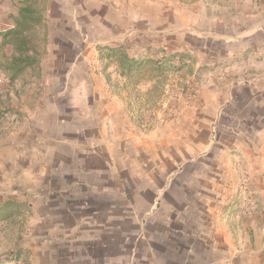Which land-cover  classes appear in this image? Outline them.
Listing matches in <instances>:
<instances>
[{"label":"crops","instance_id":"obj_1","mask_svg":"<svg viewBox=\"0 0 264 264\" xmlns=\"http://www.w3.org/2000/svg\"><path fill=\"white\" fill-rule=\"evenodd\" d=\"M213 1L216 10L203 12V17L214 16L216 27L200 32L205 35V44L201 49L203 64L196 66V71L201 69L199 94L190 107L182 109L176 120L166 124L169 131L164 136L171 148L168 158L157 148L151 159L155 164L174 161L182 164L183 169L174 166L161 171L158 165V169L155 167V171L147 175L152 179L151 186L137 187L130 192L126 183L121 185L122 179L119 187L105 183L106 175L112 179L110 171H104L107 164L128 157L129 147L143 150L144 140L140 142L143 135L141 137L130 130L140 132L137 127L144 129L148 126L142 120L144 115L155 113L153 106L149 109L147 105L145 114L141 108L134 127L130 126L127 115L131 105L125 94L127 84L124 77H119L118 94L111 90L101 94L103 108L97 106L94 94H88L87 103L81 106L80 100L76 102L75 94L69 96L63 90L41 88V81L38 82L39 89L34 91L28 90L26 85L29 82L22 78L3 86L11 89L16 81L24 83L20 91L9 89L0 96V155H6L9 162L25 164L16 171L20 177L23 174L24 177L32 176L27 174V164L43 161L47 166L41 175L47 178L45 173L53 169L52 166L49 168V163L58 158L61 160L57 170L64 177L71 176V173L86 176L81 178L84 179L83 186L64 187L58 190V194L64 211L75 219L74 226L89 227L88 241L96 245L98 251L91 253L92 246H88L85 257L89 264H135L137 248L132 246L128 255V242H145L147 236L138 238V234H128L129 211L136 212L137 218L141 214L140 220L144 221L151 216L150 212L159 214L165 209L169 212L167 219L156 216L163 224L147 237L148 243L152 246L158 243L161 248L153 247L154 264H264V0H209ZM1 14L0 34L14 25L10 15L2 18ZM143 18L140 15L134 23L137 28L141 24L142 34L151 35L149 45L154 47L153 38L158 37V26L143 27ZM151 21H154L153 17ZM12 55L13 47L3 43L0 37V69L7 78L9 73L5 65ZM186 58L190 59V54ZM221 72H226L225 78L219 76ZM65 99L71 100L70 119L63 116ZM3 111L10 116L8 131L3 128L6 124L2 120ZM81 118L98 128L104 123L109 132L103 136V146L96 145L91 138L93 135L84 133L83 127L79 126ZM69 124L72 129H67ZM49 125L57 128L60 141H55L53 135L48 136ZM111 128L116 130L115 137H112ZM36 129L47 132L33 138L31 133ZM176 132H183L182 139L175 137ZM6 133L7 140H4ZM97 147L106 149L99 151ZM49 155L57 159L49 160ZM197 162L199 171L192 170ZM72 163L77 164L75 169H72ZM180 175L184 180L182 189L175 186ZM160 178L165 181L164 186L158 183ZM188 180H199V188L189 189L186 186ZM99 182L107 186H100ZM43 193H49L47 187ZM182 193L184 201L181 204L179 195ZM166 194L169 197L163 202ZM193 194L199 197L197 203L186 199ZM9 197L0 200V205L16 201L19 213L20 210L37 212L31 202ZM144 223L146 227L147 223ZM162 231H168L171 236ZM112 244H115L114 253Z\"/></svg>","mask_w":264,"mask_h":264},{"label":"rangeland","instance_id":"obj_2","mask_svg":"<svg viewBox=\"0 0 264 264\" xmlns=\"http://www.w3.org/2000/svg\"><path fill=\"white\" fill-rule=\"evenodd\" d=\"M17 3L18 0H0L2 18L15 15ZM187 3L176 0H46L44 3L47 11L40 32L46 34V40L40 44V51H42L40 65L26 73L25 78L29 82L26 85L28 90L39 89L38 82L41 81V88L46 86L52 91L63 90L69 96L70 93L75 94V100L76 102L80 100L81 106L87 103L88 94H94L95 102H98L97 106L99 104V107L103 108L101 94L106 90L118 94L119 77L121 76L116 59L105 58L106 49L122 44L131 48L130 53L139 56L140 59L153 58L156 61L154 64L150 63L141 67L137 72L121 76L126 80L127 88L124 89L128 103L131 105L127 115L130 126L135 125L141 108L145 114L147 105L149 109L153 106L155 113L153 115L148 112L144 115L142 120H147L148 126L144 129L137 127L140 132L130 130L131 133L141 137L143 135L144 138L140 141L144 140L143 150L129 147L128 157L118 158L112 165L107 164L104 168V171L106 173L110 171V176H112V179H109L106 175L105 183L109 186L119 187L122 179L124 182L121 185L126 183L131 192L137 187L151 186L152 179L150 175L149 177L147 175L155 171V167L161 171L172 169L174 166L181 167L179 169L181 171L183 169L182 164L174 161L170 164L165 161L163 164H155L151 162V159L158 151L157 148L164 152L165 158L169 156L168 150L171 148L166 144L167 137L164 136L169 131L166 124L176 120L182 109L190 107L196 100L201 87L198 78L201 69L198 67L196 71V66L203 64L201 49L205 44L203 40L205 35L200 32L216 27L214 16L209 18L204 15L203 17V12L207 9L213 12L216 10L214 1L187 0ZM139 14L144 17L141 19L143 27L158 26V37L153 38L156 42L154 47L149 45L152 42L151 35L142 34L141 24L137 28L134 23L135 20L140 19ZM151 17L154 18L153 22ZM189 30L193 32L189 33ZM185 47L193 50H185ZM212 47H216L215 43H212ZM152 48L153 50H150ZM146 50H148L147 56H145ZM214 51L215 49L212 52ZM189 54L191 60L186 58ZM169 57L171 58L167 61ZM3 59H6L4 54ZM0 76L5 77L2 69H0ZM219 76L225 78L226 72L219 73ZM23 87L22 81H16L9 89L20 91ZM9 89L0 86V96H3L5 92L8 93ZM140 94L143 96L139 97ZM70 101V99H65L63 103V116L65 115L68 119L72 118ZM1 113H4L2 120L6 123L3 128L8 131L9 113L6 111ZM79 126L83 127L85 134L93 135L91 138H94L96 145L103 146V136L106 137L109 132L104 123H101L98 128L81 118ZM67 129H72L70 124ZM36 130L31 133L33 138L47 132ZM111 132L112 137H115L116 130L111 128ZM7 133L4 140H7ZM59 134L57 128L48 126V136L53 135L55 141H60L61 135L59 137ZM179 134H181L180 137ZM175 137L182 139L183 132H176ZM156 138L159 139L156 140ZM154 142L155 146H153ZM113 145L114 142L111 143V146ZM104 148L97 147V150L102 151ZM176 149L178 151L179 148L176 147ZM5 156L0 155V200L10 198L9 195H11L17 201L31 202L37 212L20 210V213L11 219L0 221V262L2 264H89L86 258L88 246H92L91 253L98 252L95 249L96 245L88 241L89 227L74 226L75 219L64 211L61 196L58 194V190L64 187L83 186L84 179L81 178L86 176L80 174L75 176L71 173V176L64 177L63 173L57 170L60 166L58 161L61 159L49 155V160H57L49 163V168L52 166L53 169L45 173L47 178L41 175L46 165L43 161L27 164V174L31 173L32 176L24 177L23 174L20 177L16 171L23 168L25 164L9 162ZM100 165L103 167V163ZM75 166L77 164L72 163V169H75ZM199 168V162L192 166V170L199 171ZM36 169H38L37 173ZM88 180L86 179V182H91ZM105 183L99 182L100 186H107ZM158 183L161 186L165 185L162 178L158 180ZM175 186L181 189L184 187L182 175L176 178ZM186 186L189 189H198L200 182L199 180H188ZM46 187L48 194L43 193ZM49 196L50 199L47 198ZM146 197L152 199L150 196L146 195ZM168 197L166 194L162 201H166ZM179 199L182 204L183 193L179 195ZM186 199L188 202L197 203L199 197L187 196ZM72 203L74 204L75 201ZM168 213L166 209L159 214L150 212L151 216L142 221L140 220L141 214H138L137 218L136 212L129 211L127 232L132 236L138 234V238L151 236L155 233L154 228H161L163 224L161 220H166ZM156 216H160L161 220ZM144 222L147 223L146 227ZM162 233L171 236L168 231H162ZM77 236H80V239ZM147 237L145 242L139 240L137 243L128 242V255H130L132 246L137 248L138 259L135 260V264H154L152 261L153 247L157 249L160 247L158 243H154L153 246L148 243ZM114 245L112 244V253L115 250ZM4 256L6 257L2 258ZM82 256H84L83 259H81ZM6 261L11 262L6 263Z\"/></svg>","mask_w":264,"mask_h":264},{"label":"trees","instance_id":"obj_3","mask_svg":"<svg viewBox=\"0 0 264 264\" xmlns=\"http://www.w3.org/2000/svg\"><path fill=\"white\" fill-rule=\"evenodd\" d=\"M45 1L18 0L16 15H10L13 27L0 34L3 43L13 47L11 60L5 65V70L9 73V81H15L18 78L26 79V73L37 68L42 61L40 44L46 40V34H41L40 28L47 11ZM176 1L188 4L187 0ZM106 51L105 58L116 59L121 76L137 72L141 67L156 62L153 58L140 59L139 56L131 54V49L122 44L121 46H110ZM143 121L145 124L148 123L147 120ZM18 214V202L10 201L0 205V221H6Z\"/></svg>","mask_w":264,"mask_h":264},{"label":"built area","instance_id":"obj_4","mask_svg":"<svg viewBox=\"0 0 264 264\" xmlns=\"http://www.w3.org/2000/svg\"><path fill=\"white\" fill-rule=\"evenodd\" d=\"M10 81L7 77L0 76V86H9Z\"/></svg>","mask_w":264,"mask_h":264}]
</instances>
